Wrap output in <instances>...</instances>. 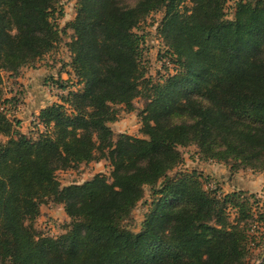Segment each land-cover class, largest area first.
<instances>
[{"label":"trees","instance_id":"1","mask_svg":"<svg viewBox=\"0 0 264 264\" xmlns=\"http://www.w3.org/2000/svg\"><path fill=\"white\" fill-rule=\"evenodd\" d=\"M135 1L79 0L75 20L60 29L56 0H0V86L4 73L38 68L71 28L66 66L80 87L40 111L37 139L19 131L0 90V264H248L251 246L264 239L255 196L219 197L195 170L168 175L183 162L180 148L192 144L212 158L264 168V0H239L232 20L226 0ZM159 10L175 72L163 80L147 77L145 38L136 32ZM139 97L146 138L120 135L113 143L116 107L133 110ZM183 113L195 123H176ZM105 150L110 176L56 182L58 170ZM146 188L152 202L134 233L126 221ZM51 194L71 219L57 239L34 227Z\"/></svg>","mask_w":264,"mask_h":264},{"label":"rangeland","instance_id":"2","mask_svg":"<svg viewBox=\"0 0 264 264\" xmlns=\"http://www.w3.org/2000/svg\"><path fill=\"white\" fill-rule=\"evenodd\" d=\"M239 0H226V17L232 20L234 17L235 4ZM128 6H134L135 0H125ZM185 6H191L188 3ZM79 7V0H56L55 17L60 29H64L68 24L75 20ZM164 17V10L151 13L145 21L140 24L136 30L145 39L144 43V63L146 66L147 77L151 76L155 80L161 79L173 74L174 65L170 62V56L165 52L168 50L165 41L158 32ZM73 37V30L70 28L67 34L63 35L64 41L53 53L48 54L36 69H23L18 77H12L4 73V83L0 86L2 95V106L8 110L11 117L20 122L21 129L29 136L37 139L39 128L35 125L36 111L46 108L53 103H61V99L66 97L70 91L80 89L78 79L66 66L70 61V53L67 44ZM163 56V59L160 57ZM65 65V72L60 73ZM165 65V66H164ZM69 73V74H67ZM60 85L64 87L60 88ZM13 102L8 104L5 100ZM197 103L203 107L208 105V101L198 95L194 98ZM145 99L143 97L134 100V109L127 110L125 107L118 106V116L116 120L109 124L112 130V140L116 143L120 135H126L134 138H146L141 131L142 124L140 112L144 109ZM42 110V109H41ZM27 114V116L24 114ZM30 117L32 122L26 119ZM32 117V119H31ZM34 118V119H33ZM176 123L192 125L195 121L183 113L175 116ZM245 122L243 125H245ZM242 128V127H241ZM39 129V130H38ZM2 138V137H1ZM3 139V138H2ZM5 140V139H3ZM183 162L172 170L168 175L176 176L181 172L197 171L202 175L204 187L219 197L226 194L243 190L248 194L255 196L259 201L261 211L264 210V168H252L249 164L241 163L240 160L229 158L218 160L207 155L205 148L198 144H192L188 147L180 148ZM112 165L108 150L95 153V159L89 163H81L68 169H60L56 172V182L61 187L72 184H83L91 180L95 175L102 174L110 176ZM152 202L149 188L145 190L143 200L138 203L131 217L126 221L127 227L134 233H139L145 220L146 213ZM176 210L181 209L183 205H175ZM71 219L65 211V204L61 203L55 195H48L42 199L41 215L36 220L34 227L38 236L57 239L64 236L70 230L69 223ZM259 232L264 234V222L260 224ZM263 238V237H262ZM259 246H251V255L248 264H262L264 261V239L258 240Z\"/></svg>","mask_w":264,"mask_h":264},{"label":"crops","instance_id":"3","mask_svg":"<svg viewBox=\"0 0 264 264\" xmlns=\"http://www.w3.org/2000/svg\"><path fill=\"white\" fill-rule=\"evenodd\" d=\"M41 109H43V108H41ZM41 109L40 110H38V111H36V115H39V113H40V111H41ZM27 116V114L25 113L24 114V116ZM31 119H32V117H31ZM34 119V118H33ZM28 122L30 121L31 122V120H30V117L28 116V118L26 119ZM31 125H32V122H31ZM39 128H42V126L41 127H39ZM21 132L23 133V134H26V135H28L27 133H25L24 131H23V129H21Z\"/></svg>","mask_w":264,"mask_h":264}]
</instances>
